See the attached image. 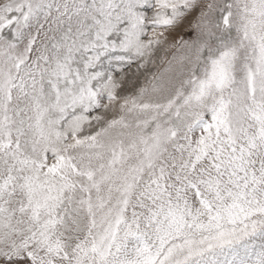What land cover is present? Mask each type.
Returning <instances> with one entry per match:
<instances>
[{"label":"snow or ice","instance_id":"6c2138e0","mask_svg":"<svg viewBox=\"0 0 264 264\" xmlns=\"http://www.w3.org/2000/svg\"><path fill=\"white\" fill-rule=\"evenodd\" d=\"M0 264H264V0H0Z\"/></svg>","mask_w":264,"mask_h":264}]
</instances>
